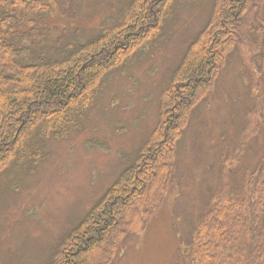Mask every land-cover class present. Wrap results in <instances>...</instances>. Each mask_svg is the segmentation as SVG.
<instances>
[{
	"label": "rangeland",
	"instance_id": "obj_1",
	"mask_svg": "<svg viewBox=\"0 0 264 264\" xmlns=\"http://www.w3.org/2000/svg\"><path fill=\"white\" fill-rule=\"evenodd\" d=\"M123 1L86 0L75 7L73 22L96 30ZM214 1H173L172 14L157 18L158 30L135 57L106 74L82 128L45 143L46 156L21 177L15 170L13 185L0 176V264L52 263L156 129L168 134L170 126L162 125L165 90ZM242 36L227 44L230 53L218 76L198 98L206 96L188 107L173 138L177 183L165 191L145 229L119 239L109 264H176L214 196L226 190L224 203L248 178L254 190L239 198L249 209L264 210V62L258 63L264 28Z\"/></svg>",
	"mask_w": 264,
	"mask_h": 264
},
{
	"label": "trees",
	"instance_id": "obj_2",
	"mask_svg": "<svg viewBox=\"0 0 264 264\" xmlns=\"http://www.w3.org/2000/svg\"><path fill=\"white\" fill-rule=\"evenodd\" d=\"M173 1H123L108 24L86 31L73 22L75 7L86 0H0V176L13 185L15 170L21 177L46 156L45 143L82 128L106 74L135 57L158 30L157 18L172 14ZM263 7L264 0L214 1L165 90L162 125L170 126L168 134L156 129L140 158L50 264H109L119 239L147 227L175 185L173 138L188 107L206 96L198 98L218 76L230 53L227 44L264 28ZM258 57L264 62L263 48ZM249 190L254 183L248 178L224 203L226 190L214 196L176 264H264V210L249 209L239 198Z\"/></svg>",
	"mask_w": 264,
	"mask_h": 264
}]
</instances>
